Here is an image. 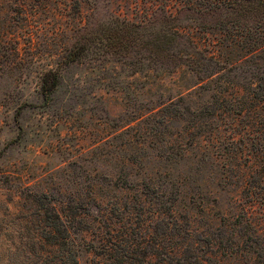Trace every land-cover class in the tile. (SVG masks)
Returning <instances> with one entry per match:
<instances>
[{"label": "rangeland", "instance_id": "obj_1", "mask_svg": "<svg viewBox=\"0 0 264 264\" xmlns=\"http://www.w3.org/2000/svg\"><path fill=\"white\" fill-rule=\"evenodd\" d=\"M180 5L0 0V264H264V52L209 78L64 59L92 22Z\"/></svg>", "mask_w": 264, "mask_h": 264}, {"label": "trees", "instance_id": "obj_2", "mask_svg": "<svg viewBox=\"0 0 264 264\" xmlns=\"http://www.w3.org/2000/svg\"><path fill=\"white\" fill-rule=\"evenodd\" d=\"M174 1L181 3L175 12L158 7L147 22L111 16L82 27V34L66 50L65 62L70 65L115 61L127 64L135 71L151 69L169 73L187 66L198 76L209 78L229 67L239 69L244 58L264 52V0ZM194 28L226 35L225 39L221 36L213 43L218 52L206 55L191 35L190 30ZM229 48H239L245 56L228 64L223 54L224 50L230 51ZM262 74L258 78L260 82L264 81V66ZM60 76L58 70L43 73L45 97L57 88ZM49 227L52 231H60L56 223ZM68 242L66 239L63 244L56 241V245H67ZM125 244L128 251L130 246ZM174 255L180 258L181 253L175 252ZM71 264L78 263L73 259Z\"/></svg>", "mask_w": 264, "mask_h": 264}]
</instances>
